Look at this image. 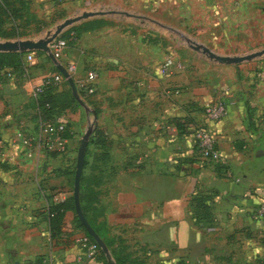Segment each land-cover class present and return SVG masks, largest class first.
Returning <instances> with one entry per match:
<instances>
[{
  "label": "crops",
  "instance_id": "1",
  "mask_svg": "<svg viewBox=\"0 0 264 264\" xmlns=\"http://www.w3.org/2000/svg\"><path fill=\"white\" fill-rule=\"evenodd\" d=\"M29 2L62 18L88 9L176 8L173 0ZM90 17L73 23L78 33L59 58L76 62L81 72L98 70L94 91L78 92L79 98L64 77L57 82L54 119L68 127L64 150L49 146L42 130L49 120L31 102L32 83L56 72L52 60L43 52L39 62H24L28 78L17 69L12 77L0 72V264H106L108 258L123 264H264V218L250 214L264 196V65L252 74L250 64L208 60L203 68L173 66L162 75L157 53L128 55L122 45L128 32L115 33L110 24L84 28ZM216 99L226 111L214 120L202 106ZM173 116L207 125L224 165L202 157L191 131L176 128ZM89 125L108 140L101 147L88 139L86 146L90 169L105 175L91 174L87 183L94 194L87 215L108 240V253L100 248L105 258L98 250L86 254L80 240L85 228L74 208L64 209L54 238L47 214L56 190L70 194L76 140ZM194 194L204 195L208 222L193 215Z\"/></svg>",
  "mask_w": 264,
  "mask_h": 264
},
{
  "label": "rangeland",
  "instance_id": "2",
  "mask_svg": "<svg viewBox=\"0 0 264 264\" xmlns=\"http://www.w3.org/2000/svg\"><path fill=\"white\" fill-rule=\"evenodd\" d=\"M173 3L175 10L164 13L158 10H119L113 7L110 12L92 15L90 18H102L104 21L99 26L116 25L113 30L115 33L119 30L128 32L129 39L122 44L128 55L134 56L136 51L157 53L161 62L171 54L175 56V67L198 69L205 67L208 60L216 62L200 49H194L191 44H203L215 52L225 54H243L264 47V0H173ZM15 13L13 15L0 10V39L39 37L62 19L56 10L43 13L37 11L29 0H25L24 6H20ZM14 30L21 35L14 36ZM136 38L137 41L133 40ZM43 57L46 58L47 54ZM35 62H39L38 55ZM235 64H250V72L254 74L257 68L264 65V52ZM81 134L76 140L70 163L72 174ZM219 165L224 164L221 162ZM83 173V193L86 192L85 185L88 177H92L91 174L96 173L101 179L105 177L104 172L90 169L88 163L83 167ZM71 191L72 183L70 194Z\"/></svg>",
  "mask_w": 264,
  "mask_h": 264
},
{
  "label": "trees",
  "instance_id": "3",
  "mask_svg": "<svg viewBox=\"0 0 264 264\" xmlns=\"http://www.w3.org/2000/svg\"><path fill=\"white\" fill-rule=\"evenodd\" d=\"M24 3H25V0H0V10L16 15L15 12H17L20 6L23 7ZM101 19L102 18H98V17L87 19L86 21H84L83 27L93 28V27L99 26L104 21L103 19L102 20ZM78 28L79 27L75 24L70 25L67 28H65L63 31H61L59 35L64 37L66 39V42L68 43L78 33ZM12 32H15L14 36L21 35L20 32L15 31V30ZM25 51H0V68L10 66L13 70L17 69L23 73L24 71V66H23L24 56L23 55ZM34 51L37 55L43 53L42 50H34ZM56 71H59V70L56 68ZM57 82L58 80H54L51 78L48 82H46L42 86L41 90H39L36 93V95L32 96V100H31L32 105L36 107L37 113L40 115L43 121L44 120L56 121L54 119L55 117L54 113L57 112L58 110L57 103H56L58 101V98L56 96ZM78 92L80 94L84 93V91H82L81 89H79ZM70 96H71L70 97L71 101H76V98L72 94H70ZM202 109H203V106H202ZM171 121L176 126V128H178L180 131H186V132L192 131V125L196 124L195 122H193L191 118H187V117L173 116L171 118ZM67 130H68L67 124L64 123V128L62 131V134L64 136L68 135ZM89 141L93 142L95 146H101V147H104L108 143V140L106 139L103 130L99 127L93 128L92 133L89 136ZM104 153H105L104 150L101 151V155L104 156L105 155ZM88 154H89V150L88 148H86L83 166H85V164L88 163ZM214 164L219 165V161L215 160ZM93 165L94 164H92L91 166ZM84 177L85 176L82 171L81 176H80V187L82 186L81 182L84 179ZM86 186L87 185H85V187ZM88 188L89 187L87 186V190L84 193L79 192L80 205L89 223L99 233L98 228L94 225L91 218L87 215V210L91 206L90 195L94 197L93 189H88ZM193 200L195 201L193 215L195 216L196 220L208 222V218H207L208 205L204 202V195L194 194ZM68 206L74 208L72 193L67 195L65 198L61 200L51 201L47 206V214H48L49 223H50V233L53 238L59 232V225L62 222L63 211ZM75 219L80 225H82V223L80 222L76 214H75ZM85 235L88 236L91 240H94V238L87 232L86 229H85ZM103 239L105 240L106 243H108V240L106 238L103 237ZM97 250L99 251V256L105 258V255L100 249V247H98ZM105 262L106 264H109L111 262V259L110 258L105 259ZM116 262L117 264H123L122 262L118 260Z\"/></svg>",
  "mask_w": 264,
  "mask_h": 264
},
{
  "label": "built area",
  "instance_id": "4",
  "mask_svg": "<svg viewBox=\"0 0 264 264\" xmlns=\"http://www.w3.org/2000/svg\"><path fill=\"white\" fill-rule=\"evenodd\" d=\"M66 39L60 35L54 37L50 43V49L56 58H60L64 48L66 47ZM37 55L33 49H28L24 53V62L30 64L36 59ZM175 63V57L169 55L165 57L159 64V70L162 75L169 72L171 67ZM75 82L77 90L81 89L84 92H93L95 89V78L98 75V70L96 68H87L84 71H80L76 62L67 61L63 63ZM0 72H3L6 76L12 77L14 75V70L11 67L0 68ZM23 75L28 78L27 65H24ZM59 80L63 76L60 71H56L52 74H47L43 76L38 82H34L31 85V92L33 95L41 90L42 86L48 82L50 79ZM203 111L210 119L221 118L226 109L225 104L221 99H216L208 101L203 106ZM64 128L63 121H46L42 125V130L46 133L48 137L49 146L56 148L58 150H63L65 148V143L67 137L62 134ZM192 136L195 142V147L198 153L204 158L217 159L219 157V150L216 144L215 135L212 130L205 124L196 123L192 125ZM23 143H28V136L24 135L21 131L16 134ZM67 196L64 190H56L53 194L54 200H61ZM250 214L253 217L264 218V196L259 199L251 208ZM81 243L85 246V252L88 256H93L98 249V244L95 240H91L88 236L83 235L81 238Z\"/></svg>",
  "mask_w": 264,
  "mask_h": 264
},
{
  "label": "water",
  "instance_id": "5",
  "mask_svg": "<svg viewBox=\"0 0 264 264\" xmlns=\"http://www.w3.org/2000/svg\"><path fill=\"white\" fill-rule=\"evenodd\" d=\"M111 10H82L81 12L66 16L58 21L52 28H49L45 31L42 36L39 37H17L13 39H0V51H25L28 49L33 50H42L47 54V56L52 60L57 69L60 71L62 76L69 83L71 93L79 98V93L75 82L72 78V75L69 73L65 65L54 56L53 52L50 49V41L60 34V32L67 26L73 24L74 22L86 18L92 15L104 14L110 12ZM194 49H200L203 51L210 59L219 62V63H238L240 61L250 59L253 56L259 55L264 52V47L258 50L250 51L243 54H225L218 53L207 47L203 44H191ZM92 131V125H89L85 128L83 133L80 136L79 144L77 146L76 157H75V167L73 172V183H72V197L74 203V209L77 217L80 222L83 224L87 232L94 238L98 246L103 250V252L108 253V248L103 240V238L97 233L93 226L89 223L86 216L84 215L80 200H79V185H80V176L84 163V155L86 146L88 143L89 135ZM111 264H117L115 261H112Z\"/></svg>",
  "mask_w": 264,
  "mask_h": 264
}]
</instances>
